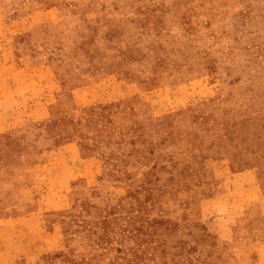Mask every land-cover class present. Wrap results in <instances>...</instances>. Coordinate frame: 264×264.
Instances as JSON below:
<instances>
[{
	"label": "rangeland",
	"instance_id": "1",
	"mask_svg": "<svg viewBox=\"0 0 264 264\" xmlns=\"http://www.w3.org/2000/svg\"><path fill=\"white\" fill-rule=\"evenodd\" d=\"M262 208L264 0H0V264H264Z\"/></svg>",
	"mask_w": 264,
	"mask_h": 264
},
{
	"label": "crops",
	"instance_id": "2",
	"mask_svg": "<svg viewBox=\"0 0 264 264\" xmlns=\"http://www.w3.org/2000/svg\"><path fill=\"white\" fill-rule=\"evenodd\" d=\"M246 173H247V176H250V174H255L256 175V172H255V170L254 169H248L247 171H246ZM252 221H259V220H264V209L262 208V213H261V215H259V216H256V217H253L252 219H251ZM261 229L260 230H258V231H256L258 234L259 233H262V236H263V240H264V223L263 224H261ZM255 231V230H254ZM264 247V246H263Z\"/></svg>",
	"mask_w": 264,
	"mask_h": 264
}]
</instances>
